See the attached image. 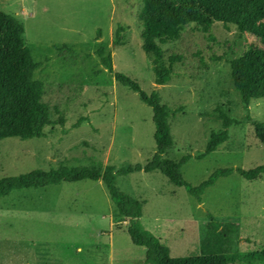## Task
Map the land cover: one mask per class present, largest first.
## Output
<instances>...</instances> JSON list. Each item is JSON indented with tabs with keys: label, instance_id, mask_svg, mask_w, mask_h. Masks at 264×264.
Returning <instances> with one entry per match:
<instances>
[{
	"label": "rangeland",
	"instance_id": "obj_1",
	"mask_svg": "<svg viewBox=\"0 0 264 264\" xmlns=\"http://www.w3.org/2000/svg\"><path fill=\"white\" fill-rule=\"evenodd\" d=\"M0 10L24 24L53 121L45 140L0 141V178L60 162L79 166L96 158L119 168L152 158V110L102 69L100 44L111 54L114 72L137 81L147 94L157 91L170 108H181L169 119L174 144L163 158L191 156L181 168L188 183L197 186L222 168L264 166V145L254 131V124L264 122V99L251 102L246 121L228 63L252 43L264 47V36L221 23L207 31L191 24L179 41L162 45L166 56L180 59L171 80L157 85L142 50V0H0ZM62 45L68 48L58 50ZM217 107L243 122L229 128L224 146L200 160L210 134L221 127ZM116 187L146 202L140 223L172 257L200 252L207 212L238 225L232 252L264 250V175L248 181L235 171L207 189L201 203L159 171L117 176ZM115 214L101 181L13 191L0 199V264H145V248L132 243L128 220L117 222Z\"/></svg>",
	"mask_w": 264,
	"mask_h": 264
},
{
	"label": "trees",
	"instance_id": "obj_2",
	"mask_svg": "<svg viewBox=\"0 0 264 264\" xmlns=\"http://www.w3.org/2000/svg\"><path fill=\"white\" fill-rule=\"evenodd\" d=\"M142 23V50L150 61L154 83L167 84L174 75L176 55L166 56L162 45L175 43L181 39L185 27L193 24L202 31L209 30L215 23L225 27L234 26L241 34L253 37L264 36V0H142L139 15ZM120 31L115 34V44L120 41ZM24 24L12 15L0 10V141L8 138L45 140L47 127L53 125L48 107L43 103L44 84L35 78L39 63L32 57L25 40ZM67 45L57 47L58 50ZM96 55L102 69L112 73L122 86L138 95L141 103L151 108L154 124L155 153L145 164H126L119 168L103 165L93 158L89 163L68 166L57 163L47 170L36 169L18 176L0 178V199L16 190L44 188L60 183H75L83 180L101 181L107 188L111 201L116 206L115 220H128V234L132 243L145 248V264H255L264 261V250L247 253L232 252L233 242L238 239L239 227L224 218L207 212L208 232L200 246V252L191 256L172 257L170 250L153 233L145 230L141 223L142 209L146 203L116 187L117 176L136 172L159 171L176 187L184 188L199 203L207 189L219 179L237 172L248 181H256L264 175V166L249 171L240 168H222L214 171L197 186L188 183L181 168L191 156L179 161L164 159L163 155L173 144L169 119L180 111L163 103L157 91L145 93L139 83L128 76L114 72L112 57L100 44ZM230 78L238 92L240 102L247 112L252 101L264 99V47L250 44L244 53L228 61ZM101 70L95 71L99 74ZM221 127L212 132L205 151L198 159L215 152L229 141V128L243 121L229 115L222 107H217ZM62 124V119H59ZM255 136L264 145V122L254 124Z\"/></svg>",
	"mask_w": 264,
	"mask_h": 264
}]
</instances>
